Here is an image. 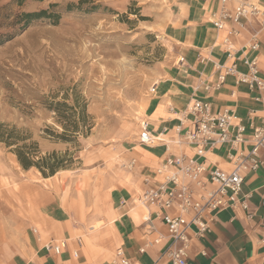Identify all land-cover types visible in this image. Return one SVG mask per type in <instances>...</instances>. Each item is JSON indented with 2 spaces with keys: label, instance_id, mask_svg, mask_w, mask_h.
I'll use <instances>...</instances> for the list:
<instances>
[{
  "label": "rangeland",
  "instance_id": "1",
  "mask_svg": "<svg viewBox=\"0 0 264 264\" xmlns=\"http://www.w3.org/2000/svg\"><path fill=\"white\" fill-rule=\"evenodd\" d=\"M174 1L0 0V36H11L0 44V125L38 150L35 161L56 153L62 165L53 175L26 169L0 142V224H19L28 202L53 201L54 191L71 206H91L99 187L134 169L125 156L151 88L178 60L167 34ZM42 9L60 18L21 20ZM75 94L89 118L66 140L50 106L72 105Z\"/></svg>",
  "mask_w": 264,
  "mask_h": 264
},
{
  "label": "crops",
  "instance_id": "2",
  "mask_svg": "<svg viewBox=\"0 0 264 264\" xmlns=\"http://www.w3.org/2000/svg\"><path fill=\"white\" fill-rule=\"evenodd\" d=\"M250 1L264 7V0ZM219 6V0L174 1L167 34L175 45L178 60L154 84L146 110L152 135L164 132L165 141L176 136L174 128L181 119L189 122L191 116H185V112L194 98L209 101L215 112L233 110L247 126L264 125V89L251 90L246 84L236 83L233 76L219 90L204 89L206 83L216 80L217 64L232 62L223 39L233 24L229 22L225 29L218 30L211 22V13ZM244 22L238 34L230 38L237 66L246 71V60L257 57L264 81V28L252 18ZM254 34L260 43L257 50L249 47ZM246 133L248 140L236 146L238 150L251 148L252 129L248 127ZM169 147L167 150L166 142H135L125 156L136 160L134 169L116 174L113 182L99 187L91 206H71L57 191L53 192V201L28 202L19 224H0V264H120L115 260L118 248L133 264H171L164 255L168 238L140 252L155 234L147 233L144 227L146 209L133 201L144 188L145 176H153L168 155H195V149L188 145L172 143ZM235 151L227 144L218 145L207 150L200 160L209 167L231 170L229 155ZM260 158L264 161V153ZM243 176L240 197L247 208L220 210L202 237L190 232L191 264H264V230L260 227L264 219V168L246 170ZM155 225L167 235L162 221L155 220ZM59 242L66 243L60 253L46 248L49 243Z\"/></svg>",
  "mask_w": 264,
  "mask_h": 264
},
{
  "label": "built area",
  "instance_id": "3",
  "mask_svg": "<svg viewBox=\"0 0 264 264\" xmlns=\"http://www.w3.org/2000/svg\"><path fill=\"white\" fill-rule=\"evenodd\" d=\"M219 3V8L211 13V22L218 30L225 29L229 22L233 24L223 39L228 59H232V62L217 64L216 69L219 72L216 80L206 83L204 89L219 90L229 76H233L236 83L248 85L251 90L264 89L257 57L246 60V71H241L236 63L234 44L230 39L232 35L238 34L239 29L244 27V21L250 18L257 20L261 28H264V7L250 0H219ZM249 47L254 50L260 47L256 34L253 35ZM154 90L153 85L151 92ZM186 115H190L191 119L189 122L185 119L180 120L174 128L176 136L172 140L165 141L162 137L164 132L158 136L152 135L146 118L140 121L137 139L142 145L166 142L167 150L172 143L188 145L195 149V155L184 152L168 155L155 168L153 176H145L144 188L133 197L135 204L146 209L143 224L147 233L155 234L140 248V252H145L146 248L160 244L168 238L164 255L169 258L171 264H191L190 232L194 236L202 237L220 210L235 209L238 206L247 208L245 201L240 197L243 173L246 170L264 168V161L260 158V154L264 153V125L247 126L233 110L224 108L215 112L209 101L199 98L191 100ZM248 127L252 129L251 148L247 151L238 150L236 146L248 140L246 137ZM223 144L236 150L229 155L233 164L231 170L209 167L200 160L207 150ZM135 163V159L130 160L127 168L133 169ZM261 205L264 207V197ZM155 220L164 223L167 229L166 236L157 230ZM260 227L264 230V219ZM261 242H264V237ZM65 244L49 243L46 248L60 253ZM74 254L77 255V252ZM115 260L120 264H133L124 255L122 248L116 250Z\"/></svg>",
  "mask_w": 264,
  "mask_h": 264
},
{
  "label": "trees",
  "instance_id": "4",
  "mask_svg": "<svg viewBox=\"0 0 264 264\" xmlns=\"http://www.w3.org/2000/svg\"><path fill=\"white\" fill-rule=\"evenodd\" d=\"M18 1L22 2L24 0ZM52 6L55 7L56 4H52ZM44 17L57 21L58 18H60V14L55 12L49 14L46 9H42L39 11L23 13L21 20L26 24H30ZM9 39H11L10 35H7L3 38L0 36V44ZM81 98L82 97L80 95L75 94L72 100V105H69L64 101L57 102L56 104H52L50 106V108L54 111L58 121L63 125V137L66 140H69L71 136L72 138L76 137L79 132L82 131L83 126H87L89 118V114L87 113V103ZM65 99H69V97ZM15 135L14 129L9 130L6 129L5 126L0 125V142L4 143L9 148L14 146L12 150L24 168L27 169L32 166H37L44 175H53L56 173L58 168L62 166L61 162L56 159L58 158L56 153L48 157H39V159L35 161L34 158L38 155V150L28 149L29 147L27 145H20L19 142H17L18 138ZM52 159H54L53 162L51 161Z\"/></svg>",
  "mask_w": 264,
  "mask_h": 264
},
{
  "label": "bare ground",
  "instance_id": "5",
  "mask_svg": "<svg viewBox=\"0 0 264 264\" xmlns=\"http://www.w3.org/2000/svg\"><path fill=\"white\" fill-rule=\"evenodd\" d=\"M139 113V112H138Z\"/></svg>",
  "mask_w": 264,
  "mask_h": 264
}]
</instances>
